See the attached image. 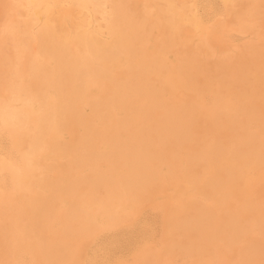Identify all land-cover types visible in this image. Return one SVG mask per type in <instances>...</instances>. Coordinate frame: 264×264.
I'll use <instances>...</instances> for the list:
<instances>
[{"label":"bare ground","instance_id":"6f19581e","mask_svg":"<svg viewBox=\"0 0 264 264\" xmlns=\"http://www.w3.org/2000/svg\"><path fill=\"white\" fill-rule=\"evenodd\" d=\"M218 1L264 21V0ZM4 21L0 131L26 166L1 167L0 264H87L99 240L120 264H264V187L246 199L245 179L264 162L263 47L213 42L196 0H0ZM230 89L253 96L240 115L208 103Z\"/></svg>","mask_w":264,"mask_h":264},{"label":"rangeland","instance_id":"374dc122","mask_svg":"<svg viewBox=\"0 0 264 264\" xmlns=\"http://www.w3.org/2000/svg\"><path fill=\"white\" fill-rule=\"evenodd\" d=\"M43 3L53 11H60L66 9H77L79 0H42ZM197 15L201 20V31L205 32L213 42L226 47L233 48L236 44L243 42H252L264 48V21L261 16L251 15L239 18L234 23H230L224 11L223 4L218 0H196ZM1 28L5 26V21L1 23ZM238 29H249L247 32L237 31ZM28 57H24L22 62L27 64ZM236 101L238 106L235 109H230V103ZM208 103L218 108V111L223 113H231L235 115L241 114V107L246 103H253V96L247 93L242 97L236 99L234 89H230L221 97L214 93L208 94ZM251 131L255 132V123L250 125ZM233 141L229 143V148L232 146ZM210 148V147H209ZM6 142V135L0 131V198L3 197L6 201L12 199L14 194V184L11 181V175L8 170L1 169L3 165H9L16 168H23L26 166L20 163L16 158L13 151H9ZM260 166V167H259ZM258 167H250L245 172V179L249 186V193L246 199L259 195V191L264 187V162ZM221 195H228L229 202L235 205L239 199L233 193L231 186L222 188ZM257 204L260 208L264 209V197L258 196ZM124 209L120 208L118 215H122ZM252 231L260 233L261 228L255 222H252ZM161 235V231L157 229L153 235L146 236V242L152 243L156 241ZM145 236V235H144ZM122 249L113 244L111 240H99L94 242L91 252L88 255L87 264H120ZM209 264H217V256L211 255L208 258ZM15 264V263H13Z\"/></svg>","mask_w":264,"mask_h":264}]
</instances>
